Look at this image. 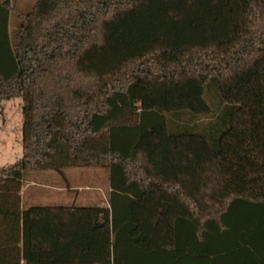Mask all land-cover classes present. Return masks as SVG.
I'll return each instance as SVG.
<instances>
[{"label": "trees", "instance_id": "1", "mask_svg": "<svg viewBox=\"0 0 264 264\" xmlns=\"http://www.w3.org/2000/svg\"><path fill=\"white\" fill-rule=\"evenodd\" d=\"M11 12L0 264H264V0H38L10 34ZM72 168L108 171L107 208L22 209L26 174Z\"/></svg>", "mask_w": 264, "mask_h": 264}, {"label": "rangeland", "instance_id": "2", "mask_svg": "<svg viewBox=\"0 0 264 264\" xmlns=\"http://www.w3.org/2000/svg\"><path fill=\"white\" fill-rule=\"evenodd\" d=\"M31 8L29 6L24 12ZM206 100L211 107L218 104L215 94L207 93ZM22 109L21 99L4 101L0 108V168L14 165L23 157ZM109 189L106 169L72 168L64 174L51 170L30 172L25 176L21 193L22 209L54 206L107 208Z\"/></svg>", "mask_w": 264, "mask_h": 264}, {"label": "crops", "instance_id": "3", "mask_svg": "<svg viewBox=\"0 0 264 264\" xmlns=\"http://www.w3.org/2000/svg\"><path fill=\"white\" fill-rule=\"evenodd\" d=\"M5 1H10L11 4V15H10V23H9V32L10 34L13 33L17 29V20H16V13H25V9H27L29 6L32 8L36 4L38 0H0V5L5 2ZM33 4H32V3ZM32 5H31V4ZM31 8V9H32Z\"/></svg>", "mask_w": 264, "mask_h": 264}]
</instances>
